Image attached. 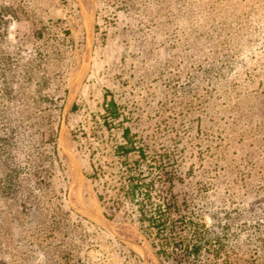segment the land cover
Wrapping results in <instances>:
<instances>
[{"label":"rangeland","instance_id":"obj_1","mask_svg":"<svg viewBox=\"0 0 264 264\" xmlns=\"http://www.w3.org/2000/svg\"><path fill=\"white\" fill-rule=\"evenodd\" d=\"M122 127L201 200L196 264H264V0H0V264H175L122 198Z\"/></svg>","mask_w":264,"mask_h":264},{"label":"trees","instance_id":"obj_2","mask_svg":"<svg viewBox=\"0 0 264 264\" xmlns=\"http://www.w3.org/2000/svg\"><path fill=\"white\" fill-rule=\"evenodd\" d=\"M65 92L54 100L58 109ZM103 116L106 124L123 121L121 107L111 97L105 101ZM121 138L113 149L123 181L119 189L122 198L133 205L139 228L164 260H172L175 264H196L199 254L208 252L200 243L192 242L190 234L205 213L201 200L196 202L186 193H179L177 186L181 183H175L174 161L169 162L161 155L158 159L149 157L129 127H122ZM49 141L53 143L54 139ZM132 153H136L137 158H130ZM74 264H83V261L78 258Z\"/></svg>","mask_w":264,"mask_h":264},{"label":"crops","instance_id":"obj_3","mask_svg":"<svg viewBox=\"0 0 264 264\" xmlns=\"http://www.w3.org/2000/svg\"><path fill=\"white\" fill-rule=\"evenodd\" d=\"M78 85L75 87V90H72V88H70L67 92H66V97H65V100L68 99V113L69 111H72L73 109L76 108V97L78 96V93L80 91V88H81V85L79 86V88L77 89ZM105 98V97H104ZM64 100V102H65ZM107 100V98L104 99V102H103V110H104V104H105V101ZM64 104V103H63ZM62 109V107H61ZM99 220V222H101L102 224H106L107 223V220L105 218H97Z\"/></svg>","mask_w":264,"mask_h":264},{"label":"water","instance_id":"obj_4","mask_svg":"<svg viewBox=\"0 0 264 264\" xmlns=\"http://www.w3.org/2000/svg\"><path fill=\"white\" fill-rule=\"evenodd\" d=\"M83 76V75H82ZM80 85H78L77 89L79 88ZM68 99L65 100L64 104L62 105V109H61V115H60V127L65 123L66 120V115L68 113ZM89 212L93 213L94 215H96L95 212H92L90 210H88ZM98 218H103L102 215L101 217L98 216ZM111 234H113V232H111Z\"/></svg>","mask_w":264,"mask_h":264}]
</instances>
